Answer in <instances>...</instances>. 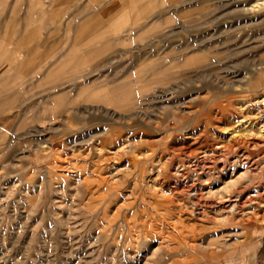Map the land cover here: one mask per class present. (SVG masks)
<instances>
[{
    "label": "rangeland",
    "instance_id": "obj_1",
    "mask_svg": "<svg viewBox=\"0 0 264 264\" xmlns=\"http://www.w3.org/2000/svg\"><path fill=\"white\" fill-rule=\"evenodd\" d=\"M154 3L0 118V264H264V0Z\"/></svg>",
    "mask_w": 264,
    "mask_h": 264
},
{
    "label": "crops",
    "instance_id": "obj_2",
    "mask_svg": "<svg viewBox=\"0 0 264 264\" xmlns=\"http://www.w3.org/2000/svg\"><path fill=\"white\" fill-rule=\"evenodd\" d=\"M155 13L154 0H0V118L50 101L60 80Z\"/></svg>",
    "mask_w": 264,
    "mask_h": 264
},
{
    "label": "built area",
    "instance_id": "obj_3",
    "mask_svg": "<svg viewBox=\"0 0 264 264\" xmlns=\"http://www.w3.org/2000/svg\"><path fill=\"white\" fill-rule=\"evenodd\" d=\"M246 106L253 113L255 122L260 126L264 135V94L260 98L251 100Z\"/></svg>",
    "mask_w": 264,
    "mask_h": 264
},
{
    "label": "water",
    "instance_id": "obj_4",
    "mask_svg": "<svg viewBox=\"0 0 264 264\" xmlns=\"http://www.w3.org/2000/svg\"><path fill=\"white\" fill-rule=\"evenodd\" d=\"M44 154H48L50 151H51V148L50 147H43L42 150H41Z\"/></svg>",
    "mask_w": 264,
    "mask_h": 264
},
{
    "label": "bare ground",
    "instance_id": "obj_5",
    "mask_svg": "<svg viewBox=\"0 0 264 264\" xmlns=\"http://www.w3.org/2000/svg\"><path fill=\"white\" fill-rule=\"evenodd\" d=\"M245 142V141H244ZM254 142V141H253ZM247 145H249L248 144V141H247ZM246 158V157H245ZM247 161V160H246ZM254 162V161H253ZM258 162V161H257ZM189 166V165H188ZM190 167V166H189ZM192 167V166H191ZM203 172V171H202ZM183 177V176H182ZM154 186V185H153ZM237 200V199H236ZM253 201V200H252ZM261 205V204H260ZM247 217V216H246Z\"/></svg>",
    "mask_w": 264,
    "mask_h": 264
}]
</instances>
